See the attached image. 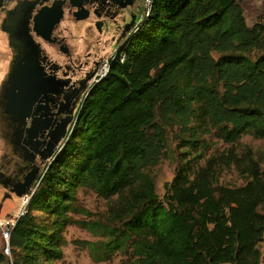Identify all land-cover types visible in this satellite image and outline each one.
<instances>
[{"label":"trees","instance_id":"trees-1","mask_svg":"<svg viewBox=\"0 0 264 264\" xmlns=\"http://www.w3.org/2000/svg\"><path fill=\"white\" fill-rule=\"evenodd\" d=\"M243 1L153 0L35 184L0 264L61 260L80 189L110 202L107 224L91 228L120 264H264V168L232 147L264 140V16L249 26ZM171 144L179 163L160 195L153 170ZM231 168L243 185L220 182Z\"/></svg>","mask_w":264,"mask_h":264},{"label":"flooded vegetation","instance_id":"flooded-vegetation-1","mask_svg":"<svg viewBox=\"0 0 264 264\" xmlns=\"http://www.w3.org/2000/svg\"><path fill=\"white\" fill-rule=\"evenodd\" d=\"M18 1L9 7L1 24L3 31L10 15L18 18L16 27L12 25L14 19L8 24L16 34L14 37L17 41L13 42L15 46L11 44V34L3 31L8 37L11 50L8 73L0 86V139L3 144L0 151V184L7 187L16 186L24 177L34 179L41 175L49 164V161L45 162L42 158L53 151L56 156L62 149L66 136L78 118L82 103L95 87V74L105 58L98 53V50H103L99 46L100 39L88 37L87 32H92L95 28L99 32L104 27L109 28L122 14H127L129 18L124 22L116 41L119 51L130 36L134 26L133 19L143 12L142 0H135L133 5L123 2L128 3L126 8L103 0H64L66 4L63 6V19L55 27L51 40L47 41L35 31V18L43 8L51 6L56 0ZM80 1H84L90 18L78 22H89V26L85 39L82 40L83 46L76 48L72 45L70 27L78 23L71 20L69 11L72 4ZM26 30L31 40L24 45L27 40H24ZM29 47L35 48V52L26 53ZM31 57L33 66L30 71H37L41 83L35 90L31 110H22L23 114L30 115L24 120L21 112L14 114L8 108L9 97L14 89L9 80L14 75L29 71L25 65ZM63 138L65 139L58 142Z\"/></svg>","mask_w":264,"mask_h":264},{"label":"rangeland","instance_id":"rangeland-1","mask_svg":"<svg viewBox=\"0 0 264 264\" xmlns=\"http://www.w3.org/2000/svg\"><path fill=\"white\" fill-rule=\"evenodd\" d=\"M10 2V5L12 6L17 0H10ZM243 4L249 26H252L264 16V0H244ZM3 16L4 15L0 13V86L8 73L11 60V50L8 43V37L2 31L1 27ZM128 18L127 14H122L118 21H116L111 27H104L100 32L96 28L92 32H87L89 22L71 25V27H69L71 28L72 45L76 48H81L83 46L82 40L85 39L87 32L88 37L100 39L99 46L103 48V50H101V52L98 50L99 56H102L103 59L110 58L114 56L118 50L116 41L121 34L122 28L125 24L124 22H126ZM140 18L141 15L137 14V20ZM65 25L66 24L63 25L64 28L66 27ZM210 141L213 145V150L223 152L231 147L217 139H210ZM2 146L3 144L0 139V151ZM232 147H234L239 154H243L246 150L251 149L256 159L264 168V140L256 139L251 135H247ZM175 148L176 145L171 144V149L173 151L171 150L172 152H167L162 162L153 170L157 192L160 195L164 194L165 183L170 182L173 179L179 163V152L175 150ZM205 164L206 163L203 165ZM220 182L228 186H240L244 184V181L233 168L228 169L223 173ZM1 197L4 198L3 196H0V198ZM109 205L110 202L99 197L93 191L87 189L79 190L76 209L74 213L71 214L72 223L67 227L65 233V244L62 246V259L57 261L56 264H120L121 261L125 259V255L120 252L111 253L108 258L107 254L103 255L102 253H106V249L103 246L106 237L103 235L102 231H94L91 228L92 225L100 224L104 226L107 224Z\"/></svg>","mask_w":264,"mask_h":264},{"label":"water","instance_id":"water-1","mask_svg":"<svg viewBox=\"0 0 264 264\" xmlns=\"http://www.w3.org/2000/svg\"><path fill=\"white\" fill-rule=\"evenodd\" d=\"M103 1L115 3L119 5V7L121 8H126L128 6V3L129 5L130 4L133 5L135 0H128V1L103 0ZM18 2L21 3V0H19ZM123 2H128V3H123ZM65 4L66 2H64V0L63 1L56 0L53 2L51 6H47L43 8V10L35 18V31L37 32V34L42 35L47 41L51 40V36L54 32L55 27L63 19V15H64L63 6ZM69 15H70L71 20L75 23L86 21L87 19L90 18V12L89 10L85 8L84 1H80L77 4H72V7L69 11ZM8 18L9 20L6 21L3 31L11 34L10 41H11V44L15 46L13 42L17 41L16 37H14L16 34L11 30L8 24L11 19H14L15 22L12 20L13 22L12 25L13 27H16L15 24L18 18H16V15L15 16L10 15ZM136 21H137V18H134L133 24H135ZM25 34L26 36L24 40L25 39L27 40L24 42V45H26V43L31 40V36L28 34V30H26ZM35 50H36L35 48L29 47L27 48L26 53L35 52ZM119 52H121V49L119 50ZM25 66L28 67L27 69H29V71L24 72V73H19L16 76L14 75L15 77L13 76V78H10L9 80V83H13L14 89L12 90V94L10 95L9 101H8L9 110L11 112H14V114L21 112V116L24 120H26V118H28L30 115L23 114L22 110L23 109L31 110L33 106V102L35 100V95H36L35 90L38 88L37 86L40 85L41 83L40 82L41 79L39 78V74L37 73V71L36 72L30 71V67L33 66L32 57L27 60ZM68 135L66 136V138L68 137ZM64 139L65 138L60 139L58 140V142ZM60 152L61 150L57 153V155H59ZM54 154H55V151L51 152L48 156L43 157L42 160L45 162L51 161L54 157L57 156V155L55 156ZM39 178L40 176L34 179L27 176V177H24L14 187L5 186V188L9 190L7 195L9 197H11L12 195H15L17 196L18 199L23 198L24 196L30 194V192L35 187V184L38 182Z\"/></svg>","mask_w":264,"mask_h":264},{"label":"built area","instance_id":"built-area-1","mask_svg":"<svg viewBox=\"0 0 264 264\" xmlns=\"http://www.w3.org/2000/svg\"><path fill=\"white\" fill-rule=\"evenodd\" d=\"M10 3H11L10 0H3L2 2L0 1V13H6L10 7ZM142 3H143V12L141 14L140 20L150 14V11L153 5V0H142ZM118 54L119 52L117 50L114 56L105 59L101 63L100 68L98 72L95 74V77L93 80L95 84L99 83L101 80H103L107 76L110 70V61L111 59L115 58ZM34 192H35V187L30 192V194L19 199L20 207L12 215L7 214L5 216H0V245L4 253L8 256L11 255L12 231L15 228L18 220L26 214V208L28 204L30 203V200Z\"/></svg>","mask_w":264,"mask_h":264},{"label":"crops","instance_id":"crops-1","mask_svg":"<svg viewBox=\"0 0 264 264\" xmlns=\"http://www.w3.org/2000/svg\"><path fill=\"white\" fill-rule=\"evenodd\" d=\"M9 190L5 188L4 185L0 184V216H5L7 214H13L19 208V199L17 196L12 195L9 197L7 193Z\"/></svg>","mask_w":264,"mask_h":264},{"label":"clouds","instance_id":"clouds-1","mask_svg":"<svg viewBox=\"0 0 264 264\" xmlns=\"http://www.w3.org/2000/svg\"><path fill=\"white\" fill-rule=\"evenodd\" d=\"M10 6H11V5H10ZM2 14L4 15L5 13H2ZM139 21H140V19H139ZM118 52H119V51H118ZM65 140H66V139H65ZM54 158H55V157H54ZM54 158H53V159H54ZM49 162H50V161H49Z\"/></svg>","mask_w":264,"mask_h":264}]
</instances>
